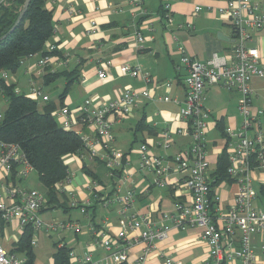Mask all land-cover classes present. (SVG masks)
Returning <instances> with one entry per match:
<instances>
[{"label": "crops", "instance_id": "1", "mask_svg": "<svg viewBox=\"0 0 264 264\" xmlns=\"http://www.w3.org/2000/svg\"><path fill=\"white\" fill-rule=\"evenodd\" d=\"M45 4L52 12L56 32L46 41L43 50L53 43L56 45L55 56L43 68L36 65L41 52L26 57L15 72L9 73L8 83L14 85L18 94L30 98V91L38 86L41 94L47 96V100L38 98V105L48 101L55 103L57 120L58 110L67 107L74 122L69 129L80 135L84 147L76 154L65 156L69 176L56 184L55 199L48 202L44 186L43 193L40 191L45 198V205L39 211L40 218L45 223H62L65 226L55 231L33 230L31 239L36 242L31 246L33 263L52 264L55 248L62 246L79 257L89 253L93 261H102L108 252L95 242L92 231L98 232L95 236H116L127 218L139 214H147L149 225L154 228L160 222L162 213L175 212L178 203H189L191 196L183 185L182 175L172 168L173 157L190 145L186 135L176 133L177 129L185 126L178 117L185 95L183 78L186 73L185 66L176 71V65H181L179 46L183 47L191 60L197 62H204L213 53L229 56L232 31L228 21L219 14L218 9L224 5L222 0H142L143 12L133 7L130 0H46ZM164 5L169 6L168 13L172 17L170 25L166 24L162 15L167 13L163 10ZM195 6L201 8L196 13ZM91 21L95 22L93 31L90 29ZM186 24L192 27L186 29ZM137 32L145 38L140 46L135 40ZM150 35L153 36L151 40L148 39ZM249 45L257 47L261 65L264 66V27L252 35ZM125 64L148 72L151 82L122 76L119 67ZM101 69L105 74L103 80L97 76V71ZM73 70L76 74L69 86L71 90L60 103L59 95L66 85L65 75L58 76L49 84L44 83V75ZM172 70L176 78L174 84L165 79ZM166 81L169 87L165 86ZM212 87L224 89L232 95L230 100L215 107L216 112L208 107L211 103L208 101L205 104L207 99H203V105L210 113L206 137L212 135L209 140L207 137L206 145L209 163L207 177L221 206L229 207L239 185L230 177L229 180L216 181L218 159L222 154L227 155L230 143V138L224 130H219V126L223 129L230 127L235 133L240 131L243 118L238 110L240 93L236 89ZM251 87L253 97L250 110L255 114L257 110L263 113L255 118L249 135L256 127L264 130V77L254 78ZM126 88L146 89L151 97L141 100L126 118L113 121L108 116L113 121L114 136L110 148L123 156L122 168L110 173L104 161L110 150L97 141L96 132L89 122L81 120L79 109L87 98L99 106ZM51 90L52 95L58 92L55 95L57 99L50 97ZM163 96L169 99L163 100ZM139 123L142 124L141 129L136 130ZM136 132L142 138L134 145ZM163 132L168 133V138L163 136ZM165 140L168 143L166 147L162 144ZM141 144H146L150 154L159 155L163 163L170 166L163 176L167 180L165 185L154 183L156 175L152 171L139 169ZM33 172L35 170L32 169L23 178H17L12 172L7 175L6 185L35 189L40 181L36 172L31 176ZM251 187L252 208L263 210V169L253 170ZM128 190L133 192V198L122 205L118 199ZM144 228L142 225L137 229H128L125 238L119 242V248L127 254L126 262L121 264H134L145 251L146 243L140 237ZM22 233L15 221L9 222L0 232V243L16 255L24 256L23 252L13 251ZM54 233L55 238L52 236ZM238 237L236 233V239ZM236 239L234 246L238 247L239 241ZM249 243L255 263L264 264V243L260 234H251ZM208 253L209 246L202 238L199 227L185 230L170 227L162 240L152 242L144 260L145 264H164L165 258H171L176 264H208ZM238 261L226 259L224 264H238Z\"/></svg>", "mask_w": 264, "mask_h": 264}, {"label": "built area", "instance_id": "2", "mask_svg": "<svg viewBox=\"0 0 264 264\" xmlns=\"http://www.w3.org/2000/svg\"><path fill=\"white\" fill-rule=\"evenodd\" d=\"M7 0H0V7ZM224 5L220 7L219 14L229 23L232 31V43L229 56L213 53L204 62L191 60L190 56L179 46L181 53V65H176V71L182 66L186 67L183 78L184 99L180 105L178 117L184 122L183 128L177 129V134H184L190 140L189 147L173 157V169L182 175L183 185L189 191L191 199L189 203H178L176 211L162 213L159 223L151 228L150 218L147 214L131 216L122 224L116 236L101 235L96 231L95 242H98L108 252L102 261H93L90 254L82 257L69 251L67 256L69 264H121L126 262L127 254L119 248V242L125 238L128 229H137L145 226L140 232V237L146 243L145 251L140 254L134 264H145L144 256L154 240H162L170 227L185 230L188 227H199L202 238L209 246V263L224 264L226 259H238V264H256L254 253L250 247L249 236L259 233L264 243V209L256 210L251 206L253 190L251 187L252 172L255 169L264 170V130L261 128L249 135L254 125L255 118L262 114L257 110L256 114L250 111L253 97L251 81L254 78L264 77V66L261 65L257 47L249 45L252 35L264 27V0H222ZM133 7L143 12L142 0H130ZM201 8L195 6L194 13ZM164 19L167 25L172 23V17L168 13L169 6L164 5ZM182 25H179L181 27ZM186 29L192 26L186 24ZM95 28V22L91 21V30ZM56 32V26L52 27V34ZM153 38L149 36V40ZM142 33L135 34V40L140 46L144 41ZM56 45L51 43L45 47L36 65L43 68L55 56ZM33 55V54H32ZM31 56V55H29ZM119 73L124 76L138 77L145 82H151L148 72H143L138 66L121 65ZM0 76L5 84L8 83L9 72L0 71ZM99 79H105L104 70H98ZM169 82L165 86L169 87ZM212 86H221L226 89H236L240 93L238 110L243 117L242 127L235 133L230 127L225 128V134L230 138L227 153V173L233 177L239 188L234 201L229 207H222L219 197L210 187L207 177L209 163L206 159V124L210 116L209 111L203 105L204 92ZM15 93H19L14 89ZM32 99L47 100L46 95L41 94L38 86L30 91ZM148 90L124 89L115 98L103 101L99 106L91 103L87 98L79 109L81 120L89 122L96 132V139L110 151L105 158V167L112 173L122 168L120 152L110 148L114 140L112 133L113 121L126 118L133 107L141 100L150 98ZM168 100L167 96L162 97ZM58 123L64 129H69L74 124L67 107H61L58 112ZM108 116L113 118L108 119ZM168 138V133H162ZM167 146L166 140L162 143ZM139 169L149 170L156 175L154 183L163 186L167 180L163 178L170 166L164 164L159 155L150 154L146 144L139 146ZM33 168L28 164L25 155L15 143H0V232L9 222L15 221L19 231L23 232L25 226L30 225L34 230L44 229L55 231L63 228L62 223H45L39 216L40 209L45 205L44 195L36 189H26L15 185H6L7 175L15 172L17 178L25 177ZM133 198V192L128 190L119 197L122 205L129 203ZM85 212L84 208H81ZM93 230V228H92ZM236 233L238 238L236 239ZM239 245L234 246V241ZM31 239L30 244L35 245ZM0 264H26L24 256H18L9 251L0 243ZM164 264H176L171 258H165Z\"/></svg>", "mask_w": 264, "mask_h": 264}, {"label": "trees", "instance_id": "3", "mask_svg": "<svg viewBox=\"0 0 264 264\" xmlns=\"http://www.w3.org/2000/svg\"><path fill=\"white\" fill-rule=\"evenodd\" d=\"M23 2L24 0H7L6 4L0 7V71L13 73L29 55L38 52L43 54V46L52 35V12L46 7V0H30L19 22L10 30ZM74 71L44 75L45 84L65 75L66 85L59 95L60 103L75 79ZM0 95L6 101V108L0 117V143H15L19 146L28 164L35 170L40 183L45 187L48 202H52L57 194L56 184L69 176L64 162L65 156L78 153L84 143L77 132L60 126L54 114L55 103L48 101L40 106L37 100L15 93L14 85L5 84L1 76ZM141 126L139 123L136 130L141 129ZM219 127V130L225 132L222 126ZM227 165V155L222 154L218 159L216 181L229 180V177L235 180L227 173ZM33 230L30 225L25 226L13 249L23 252L26 264H34L30 244ZM67 254L68 249L65 246L56 247L52 264H69Z\"/></svg>", "mask_w": 264, "mask_h": 264}, {"label": "rangeland", "instance_id": "4", "mask_svg": "<svg viewBox=\"0 0 264 264\" xmlns=\"http://www.w3.org/2000/svg\"><path fill=\"white\" fill-rule=\"evenodd\" d=\"M165 79H168V80L172 81V83L174 84L175 80H176L174 71L172 70L171 75L166 77ZM70 90H71V88H68L66 93H69ZM57 93L58 92H55V94L52 95V90L49 91V95H50V97L52 99H57L56 96H55V95H57ZM231 96H232L231 92L229 93V92L225 91L224 89H219V88H216V87H210L203 95L204 100L207 99L205 101V104H206V102L208 103V101H209L211 103V106H208V104H207V106L210 107V109L212 108L214 110V112H216V110H215L216 106H218L221 102H226L227 100H230ZM5 107H6V101H5V99L2 96H0V117L3 114V111H4ZM242 120H243V118H242ZM131 134H132V132H131ZM207 137H208V140H209V138H212V135L209 134V136H207ZM136 138L137 139L133 142L134 145L139 143L140 139L142 138V136H141V134L139 132H136ZM132 139H134L133 136H132ZM34 175H35V172H33L31 174V176H34ZM36 184H39V185H36L35 189H38L39 191H42V193H43V185L41 183H39V182L36 183ZM91 213H92V211H91ZM56 221H59V220H56ZM52 236H53V238H55L56 234L54 233V234H52ZM0 242H1V240H0Z\"/></svg>", "mask_w": 264, "mask_h": 264}, {"label": "water", "instance_id": "5", "mask_svg": "<svg viewBox=\"0 0 264 264\" xmlns=\"http://www.w3.org/2000/svg\"><path fill=\"white\" fill-rule=\"evenodd\" d=\"M29 1H30V0H24L23 5H22V9H21V11H20V13H19V15H18V17H17V19H16L14 25L12 26V28H11L10 30H12V29L15 27V25L19 22L21 16L23 15L25 9L27 8V6H28V4H29ZM3 37H4V36H3Z\"/></svg>", "mask_w": 264, "mask_h": 264}]
</instances>
